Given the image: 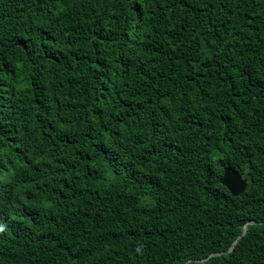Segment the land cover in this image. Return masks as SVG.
<instances>
[{
  "label": "trees",
  "instance_id": "trees-1",
  "mask_svg": "<svg viewBox=\"0 0 264 264\" xmlns=\"http://www.w3.org/2000/svg\"><path fill=\"white\" fill-rule=\"evenodd\" d=\"M0 264H264V0H0Z\"/></svg>",
  "mask_w": 264,
  "mask_h": 264
},
{
  "label": "water",
  "instance_id": "water-1",
  "mask_svg": "<svg viewBox=\"0 0 264 264\" xmlns=\"http://www.w3.org/2000/svg\"><path fill=\"white\" fill-rule=\"evenodd\" d=\"M221 181L235 197L242 195L247 189V180L232 168L225 169Z\"/></svg>",
  "mask_w": 264,
  "mask_h": 264
}]
</instances>
